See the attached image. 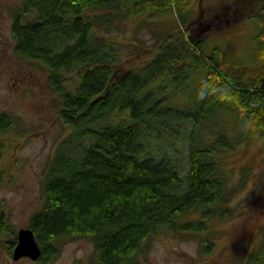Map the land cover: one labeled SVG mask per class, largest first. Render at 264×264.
Wrapping results in <instances>:
<instances>
[{
	"label": "trees",
	"instance_id": "16d2710c",
	"mask_svg": "<svg viewBox=\"0 0 264 264\" xmlns=\"http://www.w3.org/2000/svg\"><path fill=\"white\" fill-rule=\"evenodd\" d=\"M194 1L22 0L12 26L16 52L48 69L62 98L61 119L71 129L50 160L43 206L28 225L43 264L56 259L60 238L78 237L92 239L100 264H133L164 228L202 233L210 221L230 216L227 184L202 132L226 110L245 136L258 130L264 137V0H217L197 12ZM122 8L136 16L173 10L179 20L180 30L138 70L122 63L117 43L94 31L102 21L95 11ZM243 18L258 29L248 65L229 61L208 41ZM182 96L187 106L179 104ZM11 126V117L1 114L0 135ZM180 139L188 152L185 178L167 150L160 158L150 153L152 141L173 147ZM215 144L232 148L223 135ZM191 212L201 220H181ZM7 226L0 211V241ZM247 264H264V244Z\"/></svg>",
	"mask_w": 264,
	"mask_h": 264
},
{
	"label": "rangeland",
	"instance_id": "374dc122",
	"mask_svg": "<svg viewBox=\"0 0 264 264\" xmlns=\"http://www.w3.org/2000/svg\"><path fill=\"white\" fill-rule=\"evenodd\" d=\"M22 0H0V115L8 114L12 126L0 135V211L7 216L9 234L0 241V264H43L30 258L13 260L8 243H14L22 228H29L31 216L44 202L43 183L59 143L71 129L60 116L62 98L49 83L48 69L41 63L19 56L12 32L21 15ZM217 0H195L193 9ZM102 21L96 33L120 49L121 61L133 70L153 60L159 45L180 30L173 10L133 15L127 8L97 10ZM34 16H26L32 21ZM255 22L243 18L236 25L208 37L209 44L220 46L225 57L237 64H252L256 57L253 39L258 34ZM69 80H75L72 73ZM69 88L74 87L69 83ZM178 98V97H177ZM181 106L187 99L178 98ZM189 106V105H188ZM220 123L206 127L202 137L215 148V162L227 184L230 216L210 221L205 232H176L169 228L152 235L133 264H247L264 244V137L260 131L245 136L235 114L219 111ZM227 138L230 150L218 149L215 142ZM186 141L169 145L151 143L150 153L160 158L162 151L173 157L182 178L188 174ZM191 212L182 221L201 220ZM92 239L65 238L55 242L58 252L51 264H100ZM212 245L210 253L205 247Z\"/></svg>",
	"mask_w": 264,
	"mask_h": 264
},
{
	"label": "water",
	"instance_id": "95a60500",
	"mask_svg": "<svg viewBox=\"0 0 264 264\" xmlns=\"http://www.w3.org/2000/svg\"><path fill=\"white\" fill-rule=\"evenodd\" d=\"M13 248L14 261H18L23 257L38 261L42 256V249L36 240L34 232L30 228L19 230L17 244Z\"/></svg>",
	"mask_w": 264,
	"mask_h": 264
}]
</instances>
